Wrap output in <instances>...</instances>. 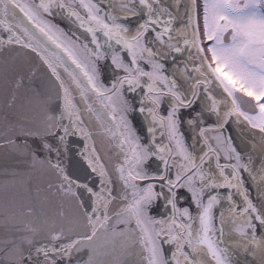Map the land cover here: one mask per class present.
Returning <instances> with one entry per match:
<instances>
[{"label":"snow or ice","instance_id":"obj_1","mask_svg":"<svg viewBox=\"0 0 264 264\" xmlns=\"http://www.w3.org/2000/svg\"><path fill=\"white\" fill-rule=\"evenodd\" d=\"M4 53L0 264H264V0H0Z\"/></svg>","mask_w":264,"mask_h":264},{"label":"water","instance_id":"obj_2","mask_svg":"<svg viewBox=\"0 0 264 264\" xmlns=\"http://www.w3.org/2000/svg\"><path fill=\"white\" fill-rule=\"evenodd\" d=\"M12 55L13 54L11 53L0 54V65H3V61L6 58L10 59ZM32 67L35 72V75L31 76V79H25L24 81L25 87L21 88L22 94L26 90V88L35 87L37 82H39L44 78L43 72L38 67H36V65H33ZM23 70L25 71V73H28V65L26 63L23 65ZM8 75L9 77L15 76L16 70L10 69ZM17 164H18V157L15 153L7 149L0 148V179H3L6 170L10 171L16 168ZM21 171L26 173L25 169H21ZM24 179L25 180L29 179L27 174L24 175ZM45 180H46L45 177H41L35 173L31 174V183L33 185V190H35L37 185H39L42 188L46 187ZM13 190L15 191L19 189H13ZM33 194H35V191H33ZM3 195H4L3 190L0 189V202H2L3 200ZM60 203L61 201L58 196H55L54 194L50 195L49 200L44 204L46 214L49 216L55 215ZM65 208H68V205H65ZM2 225H3V216H2V208H0V227H2ZM125 259L129 261V264H134V262L138 259V257L128 256Z\"/></svg>","mask_w":264,"mask_h":264},{"label":"flooded vegetation","instance_id":"obj_3","mask_svg":"<svg viewBox=\"0 0 264 264\" xmlns=\"http://www.w3.org/2000/svg\"><path fill=\"white\" fill-rule=\"evenodd\" d=\"M229 132L231 133L233 142L237 146L238 150L243 149L246 155L251 154L254 158L257 157L260 150L259 137H255L256 147L254 149L253 137L251 134L252 130H250L247 126L242 129H236L234 126H230L229 129H226L225 134L227 135Z\"/></svg>","mask_w":264,"mask_h":264}]
</instances>
